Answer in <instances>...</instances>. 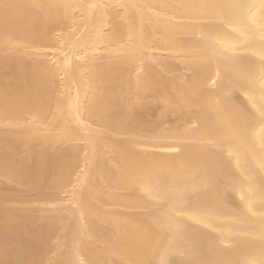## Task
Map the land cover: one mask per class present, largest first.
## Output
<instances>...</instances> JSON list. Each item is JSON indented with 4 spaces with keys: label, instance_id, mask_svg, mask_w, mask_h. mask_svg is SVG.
<instances>
[{
    "label": "bare ground",
    "instance_id": "6f19581e",
    "mask_svg": "<svg viewBox=\"0 0 264 264\" xmlns=\"http://www.w3.org/2000/svg\"><path fill=\"white\" fill-rule=\"evenodd\" d=\"M261 3L0 0V53L23 57L0 78L13 117L0 147L32 159H0V177L62 194L21 207L44 222L55 213L24 237L18 214L0 216V264H264ZM151 95L176 125L142 135L132 96Z\"/></svg>",
    "mask_w": 264,
    "mask_h": 264
},
{
    "label": "rangeland",
    "instance_id": "374dc122",
    "mask_svg": "<svg viewBox=\"0 0 264 264\" xmlns=\"http://www.w3.org/2000/svg\"><path fill=\"white\" fill-rule=\"evenodd\" d=\"M55 38H58V32H55ZM6 53H0V55H1V57H3L2 58V60H5V62H6V64H7V66L6 67H4V68H1L0 69V78L3 80V79H5V78H11L12 77V75H14V73H15V68H16V66H14L15 64H16V60H17V58L19 59V58H21V59H23V57H22V55L21 54H14V55H10V56H7V54L5 55ZM11 57V58H10ZM25 58V57H24ZM9 60H11V62L9 61ZM15 63V64H14ZM12 64V65H11ZM98 64H101V62L99 63L98 62ZM13 66V67H12ZM126 68L127 67H120V69L122 70H120L119 72L120 73H124L123 74V76L127 79V80H132V79H130V78H133V75H132V72H129V71H131V70H126ZM128 69V68H127ZM125 71V72H124ZM181 72H182V74L184 73V74H186L185 76H187L188 77V75L190 76V72H188V71H180V74H181ZM128 74V75H127ZM128 76V77H127ZM185 78V77H184ZM133 90V89H132ZM131 90V91H132ZM135 90V89H134ZM133 90V92L131 93L130 92V94L132 95V94H135L136 92ZM135 100H133V98H132V102H134L133 104L137 107L136 108V110H135V114H136V120H138L137 122H140V125L138 126V131L141 133L142 132V135H145V134H148V132H150V130L151 131H153L152 130V128L154 129L155 127L157 128L158 126H153V124L155 123L156 125H159L160 127H158L159 129L161 128V127H164V124H165V127L163 128V129H167V128H170L172 125H176V117H174V116H165L166 117V120H164L165 119V117H164V119H163V117H161V114H160V111H162V109H163V107L161 106L162 105V103H163V106H164V102L161 100V101H158L157 99V97H155L154 98V96L153 95H151L150 97H151V99H150V101H149V99H145L146 101H141V103H143L144 104V102H145V104L143 105H141V103H140V105H141V108L139 107L140 105H138V102L135 104V102L136 101H138L137 100V98H136V96H132ZM150 97H148V98H150ZM153 98V99H152ZM128 102V100L126 101L125 100V104ZM139 102H140V100H139ZM147 102H149V103H153V105H155L154 103L155 102H158V104H157V106H156V108H151V109H149L150 107H151V105H150V107L149 108H147V107H145V106H148V104H147ZM125 104H124V102H123V104L122 105H124L125 106ZM147 104V105H146ZM56 106H55V104L54 105H52L51 106V112L52 113H55L56 112ZM161 109V110H160ZM54 111V112H53ZM142 112V113H141ZM162 113V112H161ZM159 114H160V117H159ZM138 115H139V117H138ZM130 117L131 118H133L132 116H130V115H128V117H126L125 116V118H123V120L125 121L126 119L127 120H129L130 119ZM175 118V119H174ZM133 119H135V117L133 118ZM132 119V120H133ZM131 120V119H130ZM131 120V121H132ZM135 120V121H136ZM130 121V122H131ZM166 123H165V122ZM127 122V121H126ZM129 122V121H128ZM146 123V124H145ZM139 124V123H138ZM151 124H152V126H151ZM163 124V125H162ZM178 125H180V126H183V124L182 123H177ZM146 125V126H145ZM141 127V128H140ZM173 127V126H172ZM150 134V133H149ZM13 136V135H12ZM73 144V146L74 145H77L78 143L77 142H68V143H66L67 145H65V147L64 148H62V149H70V147L72 146V144ZM69 145V146H68ZM49 146V145H48ZM40 147V146H39ZM52 147V146H51ZM51 147H49L48 149V152L49 153H53L54 152V148L52 147V149H50ZM7 150V151H6ZM6 152H8V153H6ZM19 153L17 154V152L16 153H13L12 151H10L9 149H7V148H3V146H1L0 147V159H7V160H13L15 157V160L14 161H12V162H15V163H18V161H19V163L18 164H20V162H21V160H22V162H21V164H23L22 166H25V167H28V166H30L31 165V163H32V159H31V153L29 152V150L26 148V147H24V148H21L19 151H18ZM7 155H6V154ZM26 153H28V154H26ZM10 154V155H9ZM6 155V156H5ZM8 156V157H7ZM19 157V158H18ZM22 158V159H21ZM18 159V160H17ZM23 161H25V162H23ZM31 162V163H30ZM51 174V175H50ZM53 175H56V173L55 172H50L49 174H48V177H47V180L50 178V176H51V178L53 177ZM7 179H5V178H3V177H0V216L2 217L3 216V213H5L6 211H7V209H8V211H9V209H10V211L11 210H13L16 214H18V216H17V218H19V219H17L16 221H15V224H16V226H17V232H20V233H18V237H24V234H25V230H29V231H32L33 233L34 232H38V231H40L39 229H43L47 224H48V222H49V220H51L52 218H53V215L55 214V213H53V212H51L50 214H43V217L44 218H47V219H49V220H47V219H45V222H44V220L43 221H41L40 219H37L36 218V216H38L37 214H34V213H31V212H29L28 213V211H23V209H21V207L23 206V207H25L26 206V202L29 200V201H32V200H34V198L36 199V197L39 195V194H41V192L43 193V191L45 192L46 191V193H44V194H48L50 191L53 193V191H54V193H56L55 195H58V196H62V194H61V192L59 191V192H57V190L55 191L53 188H52V190H50L51 189V187L50 186H47L48 188L47 189H44L43 187L44 186H46V185H41L42 187L41 188H38V190L40 191V193H38L37 194V192L36 191H34V189L32 188V189H30V188H28V187H26V186H23V187H20L19 185H17L16 183L14 184V182H10V181H6ZM2 182V183H1ZM12 183V184H11ZM46 184V183H45ZM47 184H49V182L47 183ZM50 187V188H49ZM42 189H44V190H42ZM35 190H37V189H35ZM47 191H48V193H47ZM50 192V193H51ZM23 193V194H22ZM53 193V194H54ZM126 194V193H125ZM19 195H21V196H19ZM11 196H12V198L14 199L13 201H12V199H11ZM17 196H18V198H17ZM6 197V198H5ZM2 198V199H1ZM4 198L7 200H5V204H7L8 202V205L6 206L5 204H4V202H3V200H4ZM20 200V201H19ZM24 200V201H23ZM22 201V202H21ZM3 203V204H2ZM11 203V204H10ZM15 205V206H14ZM31 205V204H30ZM32 205L34 206H38V204H35V203H32ZM19 206V207H18ZM13 208H15V209H13ZM18 208H20V209H18ZM3 210H4V212H3ZM7 211V212H8ZM21 211V212H20ZM7 212H6V214H7ZM26 212V213H25ZM25 213V214H24ZM34 214V215H33ZM49 215H50V217H49ZM25 216V217H24ZM46 216V217H45ZM33 217V218H32ZM37 219H35V218ZM49 217V218H48ZM29 218H32V219H35L34 220V222L32 221L30 224H29ZM18 221V223H16ZM25 221V222H24ZM35 221H38L37 223L35 222ZM46 221H48V222H46ZM52 221V220H51ZM3 222V221H2ZM43 222V223H42ZM45 223V224H44ZM22 224V225H21ZM0 225H3V223L1 224V221H0ZM25 226V228H24V226ZM58 227L57 228H60V227H62V224L61 223H58V225H57ZM102 227H103V225H101ZM104 226H105V224H104ZM43 227V228H42ZM101 227V228H102ZM22 228V229H21ZM104 229L105 228H108L109 229V227H107V226H105V227H103ZM22 232V233H21ZM57 233L61 236L62 235V228H60V229H56V236H58L57 235ZM23 236H22V235ZM58 240V239H57ZM56 239L54 240L53 239V242L55 243V242H58ZM97 247L98 248H101L102 247V245L100 246V244H98L97 245ZM63 250V249H62ZM62 250H56V252H55V255H53V254H51L50 255V258H55V256L58 254V251L60 252V253H62L63 251ZM51 256H53V257H51Z\"/></svg>",
    "mask_w": 264,
    "mask_h": 264
},
{
    "label": "snow or ice",
    "instance_id": "6c2138e0",
    "mask_svg": "<svg viewBox=\"0 0 264 264\" xmlns=\"http://www.w3.org/2000/svg\"><path fill=\"white\" fill-rule=\"evenodd\" d=\"M185 7H191V8H206V7H210L209 5H190V6H185ZM261 7L264 8V0H262V3H261ZM225 23H231V21H225ZM262 36H264V24H262ZM119 38H122L119 37ZM261 59L264 60V54H262L261 56ZM262 79H264V77H262ZM261 89H264V84H261ZM251 99V98H250ZM259 114H260V117L262 120H264V91L261 92L260 94V98H259ZM256 105V101H253V106L255 107ZM29 112L32 111V109H29L28 110ZM39 111V109H37V112ZM27 115L28 113L25 112L24 113V116L25 118H27ZM13 117H12V114L9 112L7 106L2 110L0 111V127H7V125L4 124V121L5 120H11ZM98 121L102 124H104L105 126H108L107 124V121L104 117H98L97 118ZM94 141L93 140H89L88 143H93ZM262 149H264V144H262ZM85 160H86V163L88 162V157L86 155L85 157ZM261 167L264 168V158H262L261 160ZM156 195H161L160 192H156L155 193ZM262 215H264V213H262ZM69 264H74V262H69ZM81 264H83V262H81ZM128 264H132V261H128Z\"/></svg>",
    "mask_w": 264,
    "mask_h": 264
}]
</instances>
